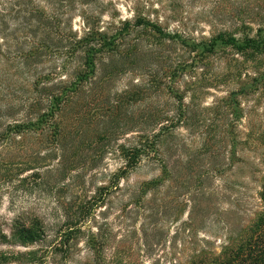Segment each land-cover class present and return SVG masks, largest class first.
<instances>
[{
    "label": "rangeland",
    "instance_id": "1",
    "mask_svg": "<svg viewBox=\"0 0 264 264\" xmlns=\"http://www.w3.org/2000/svg\"><path fill=\"white\" fill-rule=\"evenodd\" d=\"M32 1L55 29L25 35L48 49L19 60L31 45L14 41L16 21L0 41V264L220 253L264 180V53L202 42L264 38V0ZM56 31L87 39L91 57L56 51ZM30 230L42 239L24 246Z\"/></svg>",
    "mask_w": 264,
    "mask_h": 264
},
{
    "label": "trees",
    "instance_id": "2",
    "mask_svg": "<svg viewBox=\"0 0 264 264\" xmlns=\"http://www.w3.org/2000/svg\"><path fill=\"white\" fill-rule=\"evenodd\" d=\"M30 2V4L27 3ZM32 0H0V41L9 44L12 41L13 33L11 34V29L9 26L12 21H16L14 31L23 33L22 41L20 43L16 39L17 45L25 44V42H30L28 49L22 50L17 53L16 57L19 60L28 61L30 59L41 56L43 50H47L48 42L44 38H30L25 35V31L28 32L32 28H42V30H47L48 36L54 32V18L47 12V9L37 6ZM45 16V17H44ZM45 18V19H44ZM47 21V24H46ZM126 24V23H125ZM158 33H162L160 28L154 26ZM29 29V30H25ZM91 30V29H90ZM263 29L257 30V34L254 35L252 32H240L241 37L238 38L235 32H223L219 33L210 40L203 41V51L212 54L216 51L219 45L231 46L236 51L242 54L248 55L250 58L256 53H264V38L260 39V32ZM44 32V31H43ZM239 33V32H238ZM57 40L60 45L64 44L60 49L57 48L56 51H61L68 54L70 57H75L78 52L85 49L87 57H91V52L94 51L93 48L88 47L87 39L78 40L75 37L63 35L61 32L56 31L55 33ZM61 37V39H60ZM118 35L112 36L115 41ZM59 49V50H58ZM94 53V52H93ZM96 53V50H95ZM29 125H22L23 130H27ZM156 136L152 139L147 138L146 142L142 144L146 150L148 148L152 149L157 144ZM138 150H135L137 152ZM149 151V150H148ZM261 190L259 192V197L257 199V209L250 216L248 224H242L237 233L233 236H229L224 241L221 246V252H202L194 256L191 260V264H264V180L260 186ZM29 236L24 242V246L32 243H38L42 238L39 233L33 230L28 231ZM57 250V249H56ZM36 252L27 254L30 257H35Z\"/></svg>",
    "mask_w": 264,
    "mask_h": 264
}]
</instances>
